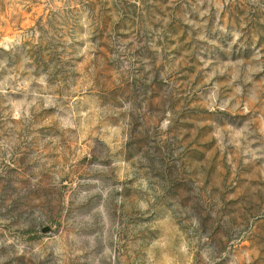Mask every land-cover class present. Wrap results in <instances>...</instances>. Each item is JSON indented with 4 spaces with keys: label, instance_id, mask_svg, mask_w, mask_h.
Wrapping results in <instances>:
<instances>
[{
    "label": "rangeland",
    "instance_id": "rangeland-1",
    "mask_svg": "<svg viewBox=\"0 0 264 264\" xmlns=\"http://www.w3.org/2000/svg\"><path fill=\"white\" fill-rule=\"evenodd\" d=\"M0 264H264V0H0Z\"/></svg>",
    "mask_w": 264,
    "mask_h": 264
}]
</instances>
